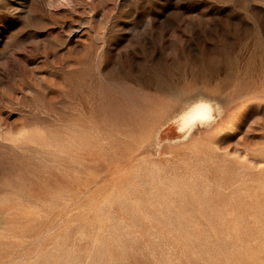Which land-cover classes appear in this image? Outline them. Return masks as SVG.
<instances>
[{
  "label": "rangeland",
  "instance_id": "374dc122",
  "mask_svg": "<svg viewBox=\"0 0 264 264\" xmlns=\"http://www.w3.org/2000/svg\"><path fill=\"white\" fill-rule=\"evenodd\" d=\"M0 264H264V0H0Z\"/></svg>",
  "mask_w": 264,
  "mask_h": 264
},
{
  "label": "clouds",
  "instance_id": "9594fccd",
  "mask_svg": "<svg viewBox=\"0 0 264 264\" xmlns=\"http://www.w3.org/2000/svg\"><path fill=\"white\" fill-rule=\"evenodd\" d=\"M184 127H194L212 120V109L208 104H197L189 109L182 117ZM182 130V129H181Z\"/></svg>",
  "mask_w": 264,
  "mask_h": 264
}]
</instances>
